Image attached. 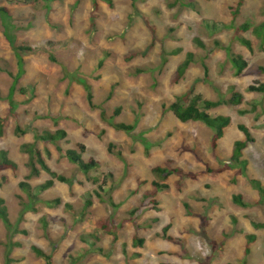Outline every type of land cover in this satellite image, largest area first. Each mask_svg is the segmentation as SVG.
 <instances>
[{
  "label": "rangeland",
  "instance_id": "rangeland-1",
  "mask_svg": "<svg viewBox=\"0 0 264 264\" xmlns=\"http://www.w3.org/2000/svg\"><path fill=\"white\" fill-rule=\"evenodd\" d=\"M110 2L98 1L95 8L93 0L47 6L36 0H0V8L12 18L15 46L31 49L21 52V67L0 20V119L5 120L0 150L18 165L16 171L0 170V197L12 224L7 229L0 220V264H6V245L12 243L19 246L11 250L10 264H45L32 246L50 254L53 264H264V228L253 226L264 224V206L250 184L254 179L264 187V94L247 91L264 83V44L253 32L264 23V0H244L236 18L232 7L237 0H185L196 9L174 4L176 0ZM139 13L155 27L154 40ZM245 24L248 31L240 32ZM239 37L252 44V52ZM177 49V55H170ZM228 50L248 64L239 76ZM187 53L196 62L173 84ZM132 54L136 56L128 59ZM202 61L209 69L207 80ZM137 69L143 72L137 74ZM20 70L11 115L8 95ZM81 81L90 87L92 105ZM191 88L211 101L233 93L244 98L238 107L210 111L231 118L216 149L211 147L212 132L202 123H181L163 108ZM113 123L133 130L117 131ZM238 125H245L255 141L243 152L244 173L230 160L234 143L244 139ZM16 126L27 134L16 135ZM34 128L66 132L56 145H35L68 183L56 181L41 192L38 187L49 176L41 172L30 179L38 202L35 211L22 215L28 200L19 183L29 168L20 146L34 142ZM77 145L85 148L84 162L98 163L87 175L56 149ZM156 167L179 168L197 178L172 175L162 180L152 172ZM93 178H99L97 185ZM154 182L168 189L159 192ZM235 195L248 207L234 204ZM56 199L59 206L44 203ZM87 201L92 202L89 207ZM101 220L107 230L100 227ZM164 229L172 241L163 238ZM135 239H143V245L137 246Z\"/></svg>",
  "mask_w": 264,
  "mask_h": 264
},
{
  "label": "trees",
  "instance_id": "trees-1",
  "mask_svg": "<svg viewBox=\"0 0 264 264\" xmlns=\"http://www.w3.org/2000/svg\"><path fill=\"white\" fill-rule=\"evenodd\" d=\"M37 2L40 1L44 5H50L55 2H59L62 0H36ZM98 1H103L105 3L111 4L110 0H93L95 8H97V3ZM174 4H178L181 2L183 6L186 7H194L196 6L194 3H185V0H176ZM183 1V2H182ZM244 0H237L236 4L234 7H232L233 13L232 16L233 18H236L240 12V9L243 5ZM196 9V7H195ZM96 10V9H95ZM141 16L142 20L144 21L145 25L149 29L152 39H155V34L156 30L153 25L150 24V21L147 19L146 15L139 13ZM0 20L3 23L4 31L3 34L5 36V39L9 43L10 47L14 51L18 61L19 65L22 67V58H21V52H27L31 51L30 48H25L22 46H15V42L13 39L12 34L10 33V30L13 29L12 25V18L9 14L8 9L6 8H0ZM249 29V25H242L239 27L240 32H247ZM253 32L262 40V44H264V23L259 26L254 28ZM238 42L245 47L248 51L252 52V44L246 40L243 37L238 38ZM195 43L197 46L200 48H204L205 46L202 44V42L199 39H195ZM180 52V49L173 50L170 52V55H177ZM136 55L132 54L128 59L134 58ZM193 53H187L185 56V59L181 62V64L176 68L173 78H172V83H178L180 79L183 78L184 74L186 73L187 69L191 64L196 62L194 59ZM228 59L235 70V74L237 76L241 75V73L247 68L248 64L247 62L240 56V55H235L232 54L228 50ZM54 61V60H53ZM201 66L204 71V79L207 80L208 77V66L207 64L202 61ZM261 71L264 72V69H260ZM143 71L141 69H137L136 73L140 74ZM22 75V70L19 71L18 76L15 78L14 84L10 89L9 95H8V105H9V114H14V110L16 108V103L13 99L14 94L17 90V84H18V79ZM82 85L84 86L85 90H87L88 95H87V100L90 105H92L91 99L92 96L89 92V86L86 84L85 81H81ZM248 92H254V93H259V94H264V83L263 84H255V85H250L247 88ZM22 93H24V90H22ZM244 102V98L240 93H233L232 96L229 99H220L217 101H211L204 99L201 95L195 94L194 89L191 88L188 90L186 93L178 96L175 101L170 103L168 106H164L165 111H169L173 114V116L180 121L181 123H187V122H199L202 123L205 127H207L211 132H212V142H211V147L212 149H216L218 142L223 138L225 130L227 127L230 126L231 124V118L229 116H212L210 114L211 110H214L220 106H233V107H238ZM119 110H116L114 116H118ZM245 112H241V114H244ZM5 124L4 119H0V136L3 134V127ZM112 127L117 130V131H125V132H130L133 130V126L131 125H126L124 123H113ZM238 130L242 133L244 139L236 141L233 146L232 150V155H231V162H233L234 166H238L241 168L243 171L242 173L245 172L246 167H247V161L243 160V152L245 149L248 148V146L252 143H254V138L252 134L250 133L249 129L245 125H238ZM31 132L33 133V138L34 142L33 143H26L22 144L20 146V151L23 154H26L28 157L26 166L29 168V174L25 176L24 181L19 183V188L20 190L25 193L28 203H24L23 205V213L26 211H35V205L38 202L37 195L34 192L33 187L28 183V181L32 178L38 177L41 172L46 173L49 176V179L45 181L43 184H41L38 187V190L41 192H44L51 187H53L54 183L60 182V183H68V179L64 177L63 175L57 174L56 172L52 171V169L47 165L46 160H45V155L36 147L35 142H42L44 144H52L56 145L59 141L65 139L67 137V134L63 130H56L55 132H50V131H42L39 132L37 129H32ZM15 134L18 136L25 135L27 134L26 129H22L19 126H16L15 128ZM113 145L109 144L108 145V152L113 153ZM57 152L59 153L60 157L67 160L69 163L75 165L80 172L84 174H88L91 171L95 170L98 168V163L94 161L93 159H89L87 162H84L82 159V156L84 154V146L83 145H77L75 149H62L59 146H56ZM46 155H49L48 151L45 152ZM117 157L121 158V153L117 152L115 154ZM18 168V165L9 157V153L6 150H0V170H12L16 171ZM222 170H216L212 171L209 170V173L212 172H221ZM153 174L161 178L162 180L168 179L172 175H180L183 177H189L192 179H196L197 176L194 173L190 172H185L179 168H161V167H156L152 170ZM94 185H97L99 182V178H93L91 179ZM104 184L106 182L104 181ZM250 184L253 189H255L258 193L260 203L264 206V187L262 186L261 182L258 180L251 179ZM153 186L157 191H164L168 189L167 184H160L157 182L153 183ZM98 188H102L101 186H98ZM110 189V191H112ZM95 194L97 197L101 198V196L98 194L97 191H95ZM112 202V200H109ZM233 202L234 204L246 208L248 207V204L245 203L242 199L241 195H235L233 197ZM48 207H55L59 206L61 204L60 199L56 200H51V201H45L44 202ZM92 204L91 201L86 202V207H89ZM65 208L67 210H71L70 205H65ZM0 220L3 222V225L7 228L10 229L12 224L9 219V213H8V208L6 206V202L3 198L0 197ZM100 227H102L103 230H107L108 225L105 220L99 221ZM253 226L255 229H260L264 228V224H257L253 223ZM167 229H164V234L163 238L168 241H172L171 237L166 235ZM95 239H98V237H93ZM250 240H254V237L251 236ZM135 244L137 246H142L144 243L143 239H135ZM0 241V245H1ZM19 246L18 243H12L9 245H6V259L5 263L10 264L13 262V260L10 258V253L11 250L15 247ZM32 251L34 254L38 257L44 260L45 264H53V259L50 254L45 253L43 250L36 246H32ZM96 252H101V249H96ZM248 252V250H246Z\"/></svg>",
  "mask_w": 264,
  "mask_h": 264
}]
</instances>
